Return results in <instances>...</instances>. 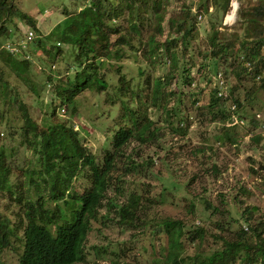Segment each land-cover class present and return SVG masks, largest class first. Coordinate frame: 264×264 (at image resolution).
Here are the masks:
<instances>
[{
    "label": "trees",
    "instance_id": "trees-1",
    "mask_svg": "<svg viewBox=\"0 0 264 264\" xmlns=\"http://www.w3.org/2000/svg\"><path fill=\"white\" fill-rule=\"evenodd\" d=\"M238 1L236 25L234 30L227 32L221 28L220 22L223 14L231 10L229 0H214L212 12L216 16L210 19L208 52L205 56L214 60L223 57L224 61L232 58L229 67L235 75L247 71L257 84L255 88L264 89V0ZM163 3V0H84L75 10L64 8L63 17L49 32L28 41L27 49L21 45L23 52H14L3 44V38L8 36L12 43L25 39L17 22L36 30V18L32 13L16 7L14 0H0V56L5 58L15 76L26 82L29 79L30 58L35 56L31 50L33 44L40 48L43 57L51 58V62L62 52L65 53L62 46L66 45V49H70L72 63L67 62L63 70L58 68L55 71L56 75L61 74L65 79L55 84L51 100L58 98L60 104H72L74 108L73 102L79 92L85 89L101 92L108 87L104 69L113 62L117 63L115 69L120 73L118 83L121 84L115 87L116 96L110 101L120 100L126 107V101L119 98L124 82L119 61L127 56V49L133 53L134 61L139 63L140 74L144 59L152 62L156 54L164 55L169 71L162 78L155 77L151 85L153 98H158L159 89L169 83L171 71L179 68L180 48L186 49L190 39L196 37L198 15L203 16L201 8L208 12L205 1L194 10L183 5L179 11L167 17L168 29L165 37L160 38L159 35L164 34L163 21L166 16ZM97 58L99 61L95 63ZM140 58L142 61H139ZM51 71L47 75L49 80L54 79ZM183 77L190 84L189 74L185 73ZM3 85L6 86L7 82L4 81ZM210 92L207 105L212 119L219 118L224 126L245 124L242 100L234 96V86L230 87V98L218 97L215 87ZM17 97L10 94V100L17 102L22 124L15 126V130H10L9 134L13 138L17 136L18 142L34 154L36 163L26 174L27 193L16 197L17 200H24L26 215L23 249L18 264H80L85 256V241L93 228L92 222L98 218L111 220L122 229L141 228L145 231L152 224L154 218L150 215V209L163 200L160 196L159 199L149 196L138 188L133 190L125 178L131 168L141 165L127 151L131 141L136 139L144 143L154 135L155 128H150L152 120L140 117V108L128 107V111L120 115H129V118L124 119L125 122L112 134L110 147L106 148L103 163L100 164L81 140L79 130L85 131L86 128L73 110L71 114L76 117V126L65 120H49L40 129L25 103L18 101ZM232 102L236 104L234 113L238 118L243 117V122L234 120L230 109ZM166 110L170 119L169 128L186 133V122L177 107L171 106ZM54 114L55 108L51 112V115ZM173 117H176L175 124ZM258 117L260 114L255 115L254 112L252 122L257 123ZM3 123L6 128V122ZM230 131L228 128L225 134ZM226 136L230 138V135ZM259 138L260 133L253 136L256 141ZM48 150L52 155L50 159ZM6 158L5 145H0V189L12 191ZM120 162L123 163L122 173L113 174L114 170L119 169ZM82 167H87L93 184L79 192L74 187L73 179ZM211 170L220 173L217 164H212ZM194 207L195 203L191 202V214ZM205 207L209 208L207 202ZM255 208H247L246 215L240 213L242 222L233 236L211 233L221 243L201 258L198 255L190 258L183 255L181 238L186 235L191 241L203 243L211 232L209 222L185 229V218H161L157 224L168 239L164 264H264V214L254 217L252 210ZM234 214L230 216L234 217ZM190 222H194V217ZM215 223L221 227L219 221ZM1 239H5L4 234Z\"/></svg>",
    "mask_w": 264,
    "mask_h": 264
},
{
    "label": "rangeland",
    "instance_id": "rangeland-1",
    "mask_svg": "<svg viewBox=\"0 0 264 264\" xmlns=\"http://www.w3.org/2000/svg\"><path fill=\"white\" fill-rule=\"evenodd\" d=\"M203 1L208 3V12L201 8L203 16L197 21L196 37L190 39L186 49L180 48L179 68L171 71L169 83L159 89L158 98H153L151 85L155 77L162 78L169 71L166 56L156 54L152 62L140 58L143 70L140 74L139 63L134 61L133 53L127 49V56L119 61L122 64L120 71L124 74L119 98L126 101V107L120 100L110 101L116 96L115 87L120 83L116 62L106 65L104 69L108 87L101 92L91 89L79 92L73 108L72 104H60L58 98L51 100L55 84L65 79L61 74L56 75L55 71L58 68L63 70L67 62L72 63L71 52L66 45L62 46L65 53L56 56L52 63L51 58L43 57L40 48L33 44L31 50L35 56L30 58L29 79L26 82L16 77L5 58L0 56V145H5L12 183V191L0 189V264L19 263L26 215L24 200H17L16 197L27 193L26 174L36 164L34 154L18 142L17 136L13 138L9 134L10 130H15V126L22 124L17 102L10 100L12 93L18 96V101L25 103L40 129L49 120H65L76 126V117L80 119L86 129H80L79 136L100 164L103 163L106 148L110 147L112 134L129 118V115L120 116L128 111V107L140 108V117L152 120L150 128L155 129L150 140L141 143L134 139L127 148L141 165L131 168L125 176L133 190L138 188L149 196L158 199L160 196L163 200L150 209V215L154 218L152 224L143 231L141 228L122 229L111 220H94L80 264H164L168 239L157 222L165 216L185 218V229L209 222L211 232L203 243L191 241L186 235L181 238L182 254L187 258L194 255L201 258L221 243L211 233L217 232L225 237L234 235L242 222L241 212L246 215L247 208L255 206L252 210L254 217L264 214V89L255 88L257 84L247 71L235 75L229 67L232 58L224 61L223 57L214 60L205 56L208 52L210 19L216 16L212 12L214 0H163L166 16L163 21L164 34L159 36L165 37L167 17L171 13L179 11L183 5L197 9ZM14 3L36 18V30L17 22L26 37L21 43L24 42L27 49L33 38L44 36L63 17L64 8L75 10L84 0H14ZM237 3L239 5L238 0ZM229 4L231 10L223 14L220 22L221 28L227 32L234 30L237 20L236 12L235 22H226L232 11L231 0ZM2 42L7 47L12 40L7 36ZM13 51L23 52V49L16 45ZM98 61L99 58L95 59V63ZM216 68L222 69L229 87L234 86V96L242 100L241 110L246 116L242 126H224L222 120L211 117L207 103ZM50 70H53L52 80L47 77ZM185 73L191 78L190 84L184 80ZM4 81L7 82L6 86L3 85ZM171 106H176L181 112L186 122V133L169 128L170 119L166 109ZM53 108L55 114L51 115ZM72 110L76 117L71 114ZM254 112L255 115L260 114L257 123L251 120ZM172 120L175 124L176 117ZM228 128L231 131L225 134ZM257 133L261 134V138L256 141L253 136ZM226 135H230V138ZM51 157L48 150V159ZM212 164L218 165L220 173L211 170ZM119 166L113 174L122 173L123 163L120 162ZM88 174L87 167H82L75 175L73 184L77 191L82 192L92 186ZM191 202L195 203L192 214L189 212ZM235 211L238 212L234 214ZM231 213L234 217L230 216ZM192 217L194 222H190ZM217 221L221 223L220 228L215 223ZM2 234L4 240L1 239Z\"/></svg>",
    "mask_w": 264,
    "mask_h": 264
},
{
    "label": "built area",
    "instance_id": "built-area-1",
    "mask_svg": "<svg viewBox=\"0 0 264 264\" xmlns=\"http://www.w3.org/2000/svg\"><path fill=\"white\" fill-rule=\"evenodd\" d=\"M201 17H202L201 14H199L198 19H200ZM29 37L31 38L32 36L29 35ZM25 39L19 41L18 42L19 44H16V45H18V47H20V44H22V46H24V44H23L24 42L23 43H21V42L24 41ZM16 45L13 43H9V45H7V47L11 51H13V49H16ZM212 76L214 77L213 87H215V89H216V95L218 97H221V98H230L231 97L230 87L226 81L225 74L222 71V69L215 70L213 72ZM235 108H236V104L234 102H232L230 105V109H231L232 116H233L234 120L239 121V122H243L244 121L243 117L238 118L236 116V114L234 113Z\"/></svg>",
    "mask_w": 264,
    "mask_h": 264
},
{
    "label": "clouds",
    "instance_id": "clouds-1",
    "mask_svg": "<svg viewBox=\"0 0 264 264\" xmlns=\"http://www.w3.org/2000/svg\"><path fill=\"white\" fill-rule=\"evenodd\" d=\"M238 7H239V5L237 3V0H231L232 11H231V13L228 15V17L226 19L227 23H234L235 22L236 12H237Z\"/></svg>",
    "mask_w": 264,
    "mask_h": 264
}]
</instances>
